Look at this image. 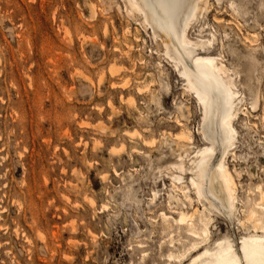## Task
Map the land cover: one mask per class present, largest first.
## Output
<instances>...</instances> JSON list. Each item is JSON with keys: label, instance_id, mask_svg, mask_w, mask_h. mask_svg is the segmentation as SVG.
Here are the masks:
<instances>
[{"label": "rangeland", "instance_id": "rangeland-1", "mask_svg": "<svg viewBox=\"0 0 264 264\" xmlns=\"http://www.w3.org/2000/svg\"><path fill=\"white\" fill-rule=\"evenodd\" d=\"M210 3L189 35L203 27L218 40L198 54L222 51L239 89L259 96L256 109L243 107L227 157L235 214L216 197L211 209L192 188L191 199L183 194L195 151L207 142L217 150V139L207 130L202 138L196 97L125 0H0V264H190L218 240L239 251L243 236L262 233L243 205L264 187V0ZM179 56L190 68L192 55ZM182 124L194 145L179 144ZM181 159L186 182L175 191L171 166ZM194 208L211 230L196 249L172 220Z\"/></svg>", "mask_w": 264, "mask_h": 264}, {"label": "bare ground", "instance_id": "bare-ground-1", "mask_svg": "<svg viewBox=\"0 0 264 264\" xmlns=\"http://www.w3.org/2000/svg\"><path fill=\"white\" fill-rule=\"evenodd\" d=\"M125 4L124 8H126L127 14L137 20H142L144 27L151 31L154 39L162 41L164 54L173 69L182 78L183 86L196 97L202 111L204 126L199 131H201L204 141L207 142L206 130L217 139V150L207 142L195 151L197 159L191 163L193 175L189 177L190 185L182 186L183 194L187 199H191L188 193L192 188L197 198L204 200L211 209H214L211 200L216 197L226 206L228 205L235 214L240 201L238 184L228 165L227 157L236 147L238 140L236 122L241 118V115L246 116V113H242L243 107L249 104L252 109H256L259 105V96L248 98L239 89L236 79L230 74L231 69L225 63L222 51L216 55L198 54L199 51L206 52L214 49L218 40L215 30L211 31L208 36H204L202 34L203 27L199 29L201 35L199 38L193 40L189 35L190 29L194 28L193 24L209 10L210 0H125ZM230 6L233 11L239 13V8L234 2H231ZM175 38L178 39V44L174 42ZM245 39L251 41L247 36ZM223 47L222 43L221 48ZM182 51L192 55V62L189 63L190 68H187L179 56ZM193 53H196V56H193ZM111 69H113L111 71H116L114 68ZM191 69L200 77L194 76ZM144 88L139 90H144ZM129 100L132 104L135 103V98L130 97ZM221 109L223 114L219 117ZM179 110L183 116L185 114L183 107L179 106ZM245 125H250L248 119H246ZM175 136L182 148L194 145V136L190 128L184 124ZM146 142L151 143L147 140ZM171 167L174 169L171 173L173 188L177 191L178 185H183L186 182L183 175L186 171V164L181 159L180 163ZM257 191L256 201L249 207L243 205L245 208L243 211L245 220L251 222L255 230L261 229L262 233L243 236L239 251L229 239L218 240L215 249L207 247L195 255L190 264H264V187L258 185ZM156 196L155 193L154 198ZM169 196L170 200L176 202L177 205L183 204L177 194ZM241 203L243 204L242 201ZM161 217L164 222L169 223L168 214L163 212ZM172 220L180 226H185L195 238L192 248L198 247L197 239L204 240L210 237V218L201 213L199 209L194 208L192 212L181 210L178 216ZM239 222L242 224L241 219ZM39 235L42 238L44 236L43 234ZM26 239L29 241V237Z\"/></svg>", "mask_w": 264, "mask_h": 264}]
</instances>
